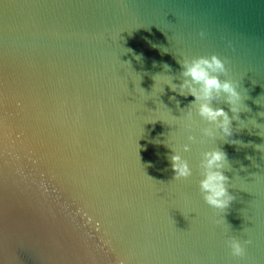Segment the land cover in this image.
Here are the masks:
<instances>
[{"label": "water", "instance_id": "water-1", "mask_svg": "<svg viewBox=\"0 0 264 264\" xmlns=\"http://www.w3.org/2000/svg\"><path fill=\"white\" fill-rule=\"evenodd\" d=\"M0 264H264V0H0Z\"/></svg>", "mask_w": 264, "mask_h": 264}]
</instances>
